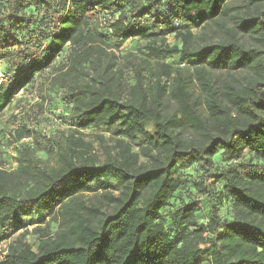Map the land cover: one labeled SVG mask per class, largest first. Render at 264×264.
Segmentation results:
<instances>
[{
	"label": "trees",
	"instance_id": "trees-1",
	"mask_svg": "<svg viewBox=\"0 0 264 264\" xmlns=\"http://www.w3.org/2000/svg\"><path fill=\"white\" fill-rule=\"evenodd\" d=\"M0 65V115L25 91L72 128L14 130L0 264H264V0H0Z\"/></svg>",
	"mask_w": 264,
	"mask_h": 264
},
{
	"label": "rangeland",
	"instance_id": "rangeland-1",
	"mask_svg": "<svg viewBox=\"0 0 264 264\" xmlns=\"http://www.w3.org/2000/svg\"><path fill=\"white\" fill-rule=\"evenodd\" d=\"M215 28V27H213ZM212 27L208 28L207 30L202 31H193L195 35H205V37L211 39H215L216 37L212 36ZM174 38L173 36H167L166 37V44H174ZM144 42H138L135 40H128L121 48L120 51L115 52V55L118 56V62L120 67H125V58L126 54L132 53L136 54L139 59H142L141 55L138 53L143 46ZM160 62L163 63H171L175 62L178 63V60H171V59H165L160 58ZM1 69L2 66L0 65V81H1ZM124 79L127 82H130L129 77L132 76V74L129 72L128 68H124ZM147 75V73H146ZM147 79H150V77H147ZM148 81V80H147ZM38 100L36 99L35 95H31L25 91H20L18 95L14 98L12 103L7 107V109L0 115V166L12 169L15 167V163L13 161L15 149L17 146L20 145V143H27L29 142L28 138L22 139L20 142H15V139L13 138V132L16 128L20 127L22 124L27 125L31 130L39 131L42 135H45L46 137H56V138H64L67 137L71 129L68 124L66 123L65 116L66 112L62 111V107L59 105L58 101H52L51 103L45 104L44 107L41 109H33L35 103ZM109 130H103V131H85L84 135L87 136V140H94L96 136H101L105 142L108 144H111V138L112 135ZM54 135V136H53ZM136 151V149H134ZM36 156L38 158H43L42 153L37 152ZM217 165H222L219 161H216ZM183 177L185 179L189 180L190 182L192 180H196L199 177H201V171L199 167L191 163L188 165L186 169L182 172ZM187 176H190L188 178ZM187 177V178H186ZM205 185H210L213 180H208L205 178L204 180ZM180 199H183V201H187L188 198H196V201L199 205V207L204 208V212L206 211V202L205 198L198 197L195 190L191 185L188 184V187L185 191H182L180 193ZM88 198L87 196L85 199ZM48 218H46L47 221ZM34 222L36 223L34 226H30L27 228V237L26 241L34 247L35 245V239L31 233L33 227H36L38 225H41L40 217H37L34 219ZM52 228L54 229V225H52ZM8 242L3 243L0 245V260L3 255V251L5 250Z\"/></svg>",
	"mask_w": 264,
	"mask_h": 264
}]
</instances>
